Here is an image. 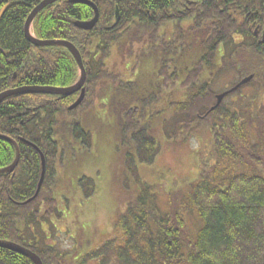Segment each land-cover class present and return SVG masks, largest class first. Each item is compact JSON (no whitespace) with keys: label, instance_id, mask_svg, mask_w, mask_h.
<instances>
[{"label":"trees","instance_id":"16d2710c","mask_svg":"<svg viewBox=\"0 0 264 264\" xmlns=\"http://www.w3.org/2000/svg\"><path fill=\"white\" fill-rule=\"evenodd\" d=\"M41 1L0 0V12L4 8L0 20V92L23 86L65 87L78 81L79 66L67 48L36 46L26 38L25 22ZM87 1L95 3L100 12L93 29L76 26V21L94 17L93 7L71 0L50 4L33 22V31L40 39H66L80 50L88 72L82 103L70 108L80 93H29L11 96L0 104V241L30 248L44 264H264V110L255 107L259 93H264V0ZM167 25H171L170 31ZM220 47L222 53L230 50L229 55H222L223 66L215 63ZM115 49L124 60L128 59L124 72L109 67L108 58ZM195 50L203 53L191 69L175 66ZM151 56L162 62V70L173 67L169 75L166 73L168 80L155 85L168 86L172 95L177 93L174 86H184L182 95L172 102L186 116L175 123V134L183 132L186 135L182 138H186L198 133L204 115L219 114L215 116L218 125L206 124L213 132L221 161L210 165L203 159L206 168L180 199L187 210L197 212L201 224L189 233L186 219L176 205L163 210L157 195L146 188L133 202L120 208L115 220L118 234L77 261L71 260L56 245L48 244L43 233L48 230L44 229L45 223H54L63 213L56 182L51 178L53 161H62L77 141L88 147L92 134L84 128L83 120L90 112L98 113L99 104L115 105L121 94L128 96L125 102L119 101L114 111L122 133L121 144L134 149L141 161L155 160L160 147L151 128L162 110H151L148 105L158 100L159 92L155 88L140 92L136 81L125 79L126 70L140 67ZM170 62L171 66L164 65ZM230 64L234 70L228 73L240 74L234 86L253 75L242 87L259 89L249 100L251 114L238 108L240 99L232 100L233 106L223 101L212 109L217 104L215 100V104L206 105L205 114L199 108L194 114L196 121H188L185 111L194 110L202 102L200 94L212 88L209 83H199L198 76L213 67L217 73L228 71ZM231 95L233 92L225 99ZM139 96L141 104L136 108L129 105ZM255 114H260L261 122H256ZM220 127L225 132L221 137ZM6 136L17 141L21 152L11 171L4 168L15 160L17 152ZM252 139L257 150L254 157L246 152V148L251 151ZM42 154L46 171L36 196ZM232 161L236 168L231 167ZM253 163L259 164L251 166ZM94 181L89 177L79 180L81 187L89 185L85 190L87 198L95 192ZM0 264L34 262L0 244Z\"/></svg>","mask_w":264,"mask_h":264},{"label":"rangeland","instance_id":"374dc122","mask_svg":"<svg viewBox=\"0 0 264 264\" xmlns=\"http://www.w3.org/2000/svg\"><path fill=\"white\" fill-rule=\"evenodd\" d=\"M166 27L168 31L172 29L171 25ZM202 53L203 51L200 53V50H195L188 55L185 54L181 58L182 62H178L181 68L178 65L175 66L178 69H191ZM229 53L228 49L222 53L221 48L215 57V63L223 66L222 55L226 54L225 56H227ZM178 56L181 54L179 53ZM108 60L109 67L114 71H125L128 59L124 60L116 49ZM170 64L171 62L164 65ZM161 65L162 62L158 58L151 56L140 67L134 68L135 66H133V69L126 70L127 78L125 77V79L130 78L136 81L140 92L153 88L159 92L158 100L148 105L151 110H162V114L158 116L160 118H155L151 128L160 147L153 162L141 161L134 149H130L129 145L121 144L120 134L122 135V133L118 129L114 111L119 101L125 102L128 99L126 94H121L113 106L110 105L111 103L99 104L98 115L91 112L87 114L83 125L86 131L92 134V141L88 147L82 146L77 141L72 149L68 150L62 161L58 158L53 161L54 165L50 170L51 178L53 182H56V196L63 213H60V217L56 218L54 223L53 220L50 222L51 224L44 222L47 226L44 229L48 230L42 232L46 235L48 244L56 245L71 260L77 261L82 255L118 234L115 220L120 208L126 206L130 201L133 202L146 188L157 195L159 205L163 210L167 211L171 206L176 205L175 209L186 219L189 233H193L201 224L197 212L187 210L180 199L183 197V192L188 191L190 184L200 177L202 170L206 168L204 165H207V162L203 159L207 160L210 165L221 161L217 158L216 146L213 141L215 137L208 126L210 122L219 124L215 120V116L218 118L219 114L204 115L206 118H201L204 122L199 124L201 128L198 133H191L186 138H182L186 135L183 132L175 134L173 130L175 123L186 116H182L179 112L180 108L176 109L172 102L180 94L182 95L184 86H179V88L174 86L177 91L174 95H172L171 89L167 88L168 86L164 88L160 87L161 85L155 86L160 82L158 73ZM229 68L228 71H218V73L216 67L209 68L201 73V77L198 76L199 83L201 81L209 83L212 88L210 91L205 90L203 94H200L201 105L199 104L194 110L190 111V108L189 111H185V115L188 114V121H196L197 116L194 114L199 108V110L203 109L202 114H205L207 104H215L219 94L237 83L240 74L235 72L234 76V74L228 73L234 70L231 68V64ZM166 69L163 68L161 71L163 74L161 78L164 80H168ZM258 90L255 87L244 86L223 101L229 103V106H233L232 100L240 99L237 101L238 108L250 115L252 103H249V100ZM140 97L129 105L136 108L138 104L142 103ZM198 98L199 96L195 97V99ZM203 104L204 106H202ZM255 107L264 110V93L262 91L259 93ZM260 114H255L258 119L256 122H261ZM223 133L225 132L220 127L219 137ZM228 137L227 135L226 138ZM256 151L252 139L251 151L246 148V152L254 157ZM130 157L135 159L129 160ZM222 164L221 162L220 165ZM231 164V167L236 168L233 161ZM258 164L253 163L251 166ZM83 177L95 179V192L90 198L85 197V190L89 185L83 188L79 183ZM239 200H244V198L240 197ZM256 207L259 208V206Z\"/></svg>","mask_w":264,"mask_h":264},{"label":"water","instance_id":"95a60500","mask_svg":"<svg viewBox=\"0 0 264 264\" xmlns=\"http://www.w3.org/2000/svg\"><path fill=\"white\" fill-rule=\"evenodd\" d=\"M58 0H42L34 9L33 11L30 13V15L28 16L27 20H26V24H25V35L26 38L33 43L36 46H64L67 47L71 53L73 54V56L75 57L79 68L81 70V76L79 78V80L71 85V86H67V87H55V86H23V87H18V88H13V89H9L6 91H3L0 93V104L5 101L7 98L11 97V96H16L19 94H29V93H49V94H58V95H63V96H68V95H73L74 93L80 92V97L78 98V100L70 107L71 109L78 107L82 101L84 100L85 97V93L86 90L84 88V85L86 83V78H87V71L85 69V65L81 56L80 51L78 50V48L71 43L70 41L67 40H58V39H49V40H43V39H39L37 38L32 32H31V26L33 24L34 19L36 18V16L47 6H49L52 3L57 2ZM72 2H85L87 4H90L94 10H95V17L90 20V21H78L76 23V25L82 29L85 30H89L92 29L98 22L99 19V9L97 7V5L91 1H87V0H71ZM4 10L1 11L0 13V20H1V16ZM117 21L119 20V11L117 10ZM263 42H264V31H263ZM253 78V75L247 76L245 77L240 83H238L233 89H231L228 92H225L221 95L218 96V102H217V106L220 105V103L222 102L223 98L225 97V95L231 91L236 90L237 88H239L240 86H242L243 84H246L247 82H249L251 79ZM214 107V108H215ZM11 140V139H10ZM12 141V140H11ZM13 143L16 145L17 148V156L15 161L7 166L4 171H11L13 170L20 159V151H19V147L17 145V143L15 141H13ZM45 159L43 157V174L41 177V181L39 183V187H38V191L36 193H39L42 183H43V179H44V174H45ZM2 246L15 250L17 252H20L28 257H30V259L35 263V264H44L41 257L36 254L35 252H33L32 250L18 244L12 241H7V240H2L0 243Z\"/></svg>","mask_w":264,"mask_h":264},{"label":"bare ground","instance_id":"6f19581e","mask_svg":"<svg viewBox=\"0 0 264 264\" xmlns=\"http://www.w3.org/2000/svg\"><path fill=\"white\" fill-rule=\"evenodd\" d=\"M17 145H18V144H17ZM15 146H16V145H15ZM41 156H42V161H43V157H44V155L42 154ZM15 159H16V158H15ZM14 161H15V160H14ZM14 170H15V169H14Z\"/></svg>","mask_w":264,"mask_h":264},{"label":"flooded vegetation","instance_id":"af4514ba","mask_svg":"<svg viewBox=\"0 0 264 264\" xmlns=\"http://www.w3.org/2000/svg\"><path fill=\"white\" fill-rule=\"evenodd\" d=\"M19 151H20V149H19ZM16 155H17V153H16ZM20 156H21V152H20ZM19 160H20V159H19ZM12 163H13V162H12ZM12 163H11V164H12Z\"/></svg>","mask_w":264,"mask_h":264}]
</instances>
